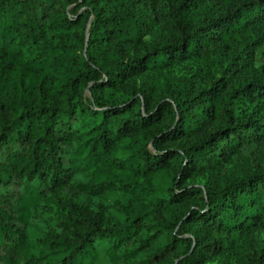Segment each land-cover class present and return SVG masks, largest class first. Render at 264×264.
<instances>
[{
    "label": "trees",
    "instance_id": "obj_1",
    "mask_svg": "<svg viewBox=\"0 0 264 264\" xmlns=\"http://www.w3.org/2000/svg\"><path fill=\"white\" fill-rule=\"evenodd\" d=\"M259 47L264 0H0V264H95L98 239L107 264H203L264 230ZM184 59L168 95H106ZM241 252L264 264L263 242Z\"/></svg>",
    "mask_w": 264,
    "mask_h": 264
},
{
    "label": "rangeland",
    "instance_id": "obj_2",
    "mask_svg": "<svg viewBox=\"0 0 264 264\" xmlns=\"http://www.w3.org/2000/svg\"><path fill=\"white\" fill-rule=\"evenodd\" d=\"M149 40L156 42L159 38L157 36L148 35ZM260 47L255 53V62L260 64L264 61V50L262 53L259 52ZM95 51V49H94ZM196 67L190 59H184L171 63L170 65L165 66L158 73H154L152 70H145L134 74L129 78V82L126 85L127 91H114L108 90L106 95L111 97V99H121L132 95L133 88L137 89H148L151 93L150 95L155 98L159 93L162 95H168L171 91V86L168 83L169 78H182L190 77L194 75ZM155 77V79H154ZM156 81L153 84V81ZM152 88V89H151ZM130 91V92H129ZM150 96V97H151ZM149 97V96H148ZM192 138H179L174 144L179 147H186L191 143ZM237 169L229 163H224L215 167V169L199 171L192 174L187 179L183 180V185L192 184V183H202L210 184L212 181L216 180L220 175L235 176L239 174ZM158 177L161 183L158 194L160 196H168L169 188L174 184V178L166 173L165 171H160ZM122 199L125 202L131 200L129 193H122ZM179 209L182 213L185 211L183 205L179 204ZM170 210L173 211V207H170ZM233 244L223 247L220 251H213L210 253L208 258L203 264H233L237 259L241 258V248L243 246L250 248H258L260 243H264V230L255 229L250 232H235L232 235ZM109 245V242L104 239L96 240L97 248V258L95 264H107V257L105 251Z\"/></svg>",
    "mask_w": 264,
    "mask_h": 264
}]
</instances>
